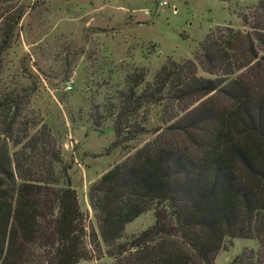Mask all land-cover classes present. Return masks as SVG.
Wrapping results in <instances>:
<instances>
[{
	"label": "trees",
	"instance_id": "trees-1",
	"mask_svg": "<svg viewBox=\"0 0 264 264\" xmlns=\"http://www.w3.org/2000/svg\"><path fill=\"white\" fill-rule=\"evenodd\" d=\"M24 15L0 40V264H80L93 246L116 264H215L237 239L258 250L230 264H264V0L244 30L211 32L191 59L152 83L131 75L96 107L93 125L113 123L109 151L124 160L90 187L91 231L52 131L24 118L35 83L2 75ZM150 212L154 225L122 242Z\"/></svg>",
	"mask_w": 264,
	"mask_h": 264
},
{
	"label": "rangeland",
	"instance_id": "rangeland-1",
	"mask_svg": "<svg viewBox=\"0 0 264 264\" xmlns=\"http://www.w3.org/2000/svg\"><path fill=\"white\" fill-rule=\"evenodd\" d=\"M164 1L169 6L161 7ZM258 2L0 0V40L14 16L25 12L17 38L5 54L2 75L25 86L35 83L24 105V118L32 128L44 124L52 131L48 145L57 140L72 167L69 175L90 231L96 227L90 187L124 160L121 150L109 151L115 141L113 123L93 125L96 107L104 111L106 99L123 92L131 75L144 71L146 81L152 83L170 60L191 59L211 32L227 27L244 30L242 17L249 16ZM70 80L73 90L67 91ZM172 112L171 106L168 113ZM154 223L153 212L139 217L126 227L122 242ZM91 250L92 259L80 264H116L104 254L105 246ZM257 250L256 241L231 240L215 264H230L243 252L252 257Z\"/></svg>",
	"mask_w": 264,
	"mask_h": 264
},
{
	"label": "built area",
	"instance_id": "built-area-1",
	"mask_svg": "<svg viewBox=\"0 0 264 264\" xmlns=\"http://www.w3.org/2000/svg\"><path fill=\"white\" fill-rule=\"evenodd\" d=\"M160 6L161 7H166V6H169V3L164 1L162 3H160ZM175 13H177V10L175 9ZM150 13L149 12H146V15L148 16ZM73 84H74V80H70L68 83H67V88L66 90L67 91H72L73 90Z\"/></svg>",
	"mask_w": 264,
	"mask_h": 264
}]
</instances>
